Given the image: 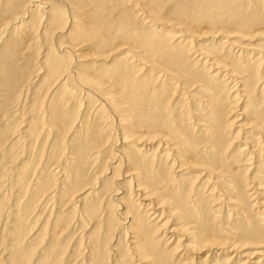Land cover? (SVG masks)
<instances>
[{
    "label": "rangeland",
    "instance_id": "obj_1",
    "mask_svg": "<svg viewBox=\"0 0 264 264\" xmlns=\"http://www.w3.org/2000/svg\"><path fill=\"white\" fill-rule=\"evenodd\" d=\"M69 1L74 6L76 22L69 28L74 29L72 34L62 42L72 44L79 54L77 58L69 56L68 67L77 70L84 82L100 93L98 97L86 96V92L81 91L83 88L74 89L73 81L68 77L64 84L57 82V75L52 74L48 66L49 58H53L55 53L45 40L37 38L38 34L46 31V19L40 24L37 15L30 33L20 29L18 22L9 28L6 23L9 21L3 18L12 20L11 11L5 8V0H0V33L3 37L0 39V58H5L6 50L12 54L16 51L18 66L13 72L20 77L16 99L0 110V264H138L126 226L118 217L122 215L124 206L122 209L117 207L111 196L119 195L118 198L125 200L126 208L132 201L128 204H133L132 208L138 210L137 198L130 196V188L119 190L116 185H127L125 179L130 178L120 175L127 169L133 170L135 176H139L137 172L142 173L139 181H145L149 174L158 178L152 172L155 156L161 157V169L170 171L169 176L181 175L183 178H175L182 197L170 194L168 198L176 212L174 216L179 227L187 231L189 237L178 248L174 249L177 240L171 246H165V239L160 236L163 230L158 229L157 224L154 226L146 216L149 225L153 226L152 234L157 237L158 246L169 249L165 251V258L172 264H201L202 260L204 264L249 263L253 253L260 248L264 250V141L256 139L253 126L247 128L241 124L253 99L238 96L242 87L228 83L223 75L216 77L214 83L190 80L185 71L168 70L172 64L161 63L157 56L168 54L181 66H188V58L197 57L196 50L208 56L236 51L234 59L229 62L249 67L258 75L256 91L259 100L255 105L264 111V22L250 26L253 20L264 19V0H184L187 7L181 6L183 0H90L89 4L87 0ZM139 1L149 11L150 17L140 15L141 12L133 8L134 2ZM22 2L24 5L28 3L27 0ZM208 3L213 5L212 9L206 8ZM121 7L129 11L132 38L120 33L123 29L122 19L118 17ZM30 10L36 13L35 8ZM95 14L102 18L97 27L91 22ZM105 14L109 16L104 17ZM115 19L119 22L113 26L110 21ZM156 21H163L161 23L166 27ZM93 29L96 31L92 33ZM80 30L86 33L77 39ZM141 30L147 34L139 35ZM182 31L187 32L186 39L190 43L183 46L181 56L171 52V47L182 36ZM3 33L7 35L3 36ZM150 35L155 37L159 50L164 53L154 54V57L150 55L147 59V47L142 40L147 41ZM204 61L198 62L199 68H203ZM123 64L134 72L131 76L133 82L131 79L127 84L132 87L121 85L115 78L111 86L105 87L109 89L102 93L105 88L102 89L104 86L101 84L98 88L95 78L109 74L114 67ZM205 70L208 73V68ZM234 72H241L242 77L248 74L241 68ZM201 86L198 98L189 100L187 92ZM4 89L0 83V102L7 98ZM136 97H139L138 102L133 100ZM146 99L149 101L142 105L141 101ZM54 104L68 108V115L74 120L73 136L88 139L100 136L93 142L85 159L86 181L77 190L70 191L68 197L64 187L72 180L70 172L77 170L74 165L76 155L67 144L70 138L59 140L56 131L43 138L39 129L30 131L32 120L38 118L43 121L41 113L39 116V112H31L32 107L41 109L44 105L46 109ZM133 106L136 110L129 111ZM159 109L160 118H166L174 129L173 136L164 129L150 131L144 126H135L150 121ZM145 111L147 114H140ZM114 115H123L129 122L121 124ZM58 125L53 130H58ZM78 129L79 132H75ZM126 133L129 138L125 141L130 142L122 144ZM163 134L168 135L165 139L172 144H175L173 138L179 140L176 145L182 163L210 161L217 156L229 163L230 172L235 173L234 180L227 181L228 173L204 172L197 166L177 172L178 163L170 168L172 157L168 158L164 152L156 155L158 152L154 145L150 146L153 152H147L153 156L150 162L132 161L125 167L120 151L132 159L137 138L145 141L158 135L162 139ZM98 140L102 142L96 143ZM243 141L247 142L250 151L256 152L252 154L253 164L247 160L249 150H241L246 147ZM247 167L251 169L247 170ZM21 170L27 173L24 184L19 183ZM93 190L95 194L86 198ZM79 193V199L84 198V202L78 204L75 196ZM85 201L99 203L96 212L99 218L92 219L91 223L82 219L80 214ZM242 208L245 214H236L235 211ZM145 210L139 212L147 215ZM24 212L27 217L19 220L18 215ZM245 216L248 217L247 227L263 234L253 242L240 230ZM259 241H262V246L257 244ZM203 245L212 247L221 255L211 253L213 257L204 262L208 251L193 254ZM218 247L219 250L215 249ZM93 249L100 250L101 256ZM111 249L116 251L113 258L109 256ZM256 258L264 264L263 256L257 255Z\"/></svg>",
    "mask_w": 264,
    "mask_h": 264
},
{
    "label": "bare ground",
    "instance_id": "obj_2",
    "mask_svg": "<svg viewBox=\"0 0 264 264\" xmlns=\"http://www.w3.org/2000/svg\"><path fill=\"white\" fill-rule=\"evenodd\" d=\"M87 1L89 4L90 0H87ZM27 2H28L27 5L26 4L24 5L22 0H5V6H6L5 8H7L8 11L9 10L11 11V19L12 20L14 19L15 21L14 20L13 21L8 20V18L7 19L3 18V20L9 21V22H6L9 24V28H10V25H12V24L14 25V23L18 22L20 24L19 25L20 29H22V30L24 29V31L27 33L29 30H31V28L33 26L32 23H34V19L37 17V15L39 16V23L40 24L42 23V21L44 19H46V25H44L46 27V31L44 33L41 32L40 34H38L39 36L37 38H40L41 40L42 39L45 40L44 42L49 46V48H52V50L55 53L53 58H51V59L49 58V60H48V66H49L51 73L57 75V77H58L57 82L61 81L64 84L66 82L67 77H68V78L72 79L74 89H77V88L82 89L83 88V90H81V91L86 92L85 93L86 96L92 95L94 97H98V95L100 93L96 90H93L91 87H89L84 82L82 76L79 75L77 70H75L72 66L68 67L69 56H75V58H77V55L79 54L72 44H67V43L65 44L62 42V40L65 37L71 35L72 31L74 30L73 28L69 29L76 22L75 15H74V6L72 5V3H70L69 0H27ZM181 2H182L181 6L187 7L186 5L188 3L186 1L183 0ZM88 4H86V5H88ZM143 5L144 4H142L140 1L134 2L133 8H135V10H137L139 13L141 12L140 15L150 17L151 15H150L149 11L146 10L144 8L145 6L143 7ZM159 6H163V5L160 4ZM123 7H125V6H123ZM123 7L120 8V12L118 14V17H120L122 19V27H123V29L121 30L120 33L124 37L126 36L127 38H132L133 33L130 30L132 21L129 18L130 16L128 14V12H129L128 9L123 8ZM211 7H213V5L211 3H208V6H206V8H211ZM30 8H35L36 13H33L30 10ZM211 9H210V11H211ZM108 16H109V14H105L104 17H108ZM212 17H214V16H212ZM186 19H189V18L187 17ZM210 19H212V18H210ZM101 20H102L101 17H99L97 15L95 17L93 15L91 22L95 27H97L100 24ZM110 22H112L113 26H115L114 24L119 22V20L115 19V21L111 20ZM161 22H163V21H159V22L156 21V23L165 26V24L161 23ZM258 22H264V19H255V20H253V22H250V26L252 24H255ZM8 24H5V25H8ZM19 26H18V28H19ZM28 26L30 29L27 28ZM5 27H3V28H5ZM94 29H97V28H94ZM94 29H93L92 33L96 31V30L94 31ZM0 30H2V29H0ZM182 32H183L182 36L180 35V37H178L179 39L175 43H173V45L171 47V52H176V53L180 54L181 56L183 53V46H188L190 43V41H188L186 39L187 32L186 31H182ZM29 33H30V31H29ZM85 33L86 32H83L80 30L78 32V35H77L78 38L77 39L84 37ZM96 33L98 35V31ZM4 34H6V33H3V36H4ZM143 34H147V32L146 31L143 32V30H141L139 35H143ZM2 38L3 37L1 36V33H0V39H2ZM10 38H11V36H10ZM142 42L147 47V50L145 52V57L147 59L150 58V55H151V57H154V54L164 53L162 50H159V44L153 35L148 36L147 41L142 40ZM7 45H8V43H7ZM196 51H197L198 55H201V57L199 58V56L197 55V57L192 56V57L188 58L189 59V62L187 64L188 66H181V63H177L176 59H173L168 54L157 56V58L163 64H167V63L172 64V65L168 66V70H172V68H176L179 71L187 72V76H186L187 79H190V80L198 79L199 81H203L205 83H214V79H216V77H220L223 75L224 80H226L228 83H236V86L239 85L238 88L242 87L241 90L237 93V95L238 96L241 95L243 97H250V99H253V101H252V103H250V106L247 107V109H246L247 115H246V117H243V119H242L243 122L241 124L245 125L247 128H251L253 126L254 129L252 130V132L254 133L255 137H257L256 139H260L263 142L264 141V111L261 109H257L260 107L256 106L258 104V100H259L257 97L258 94L256 91V84H257V76L258 75L249 67H241L237 63H234V62L230 63L229 62L230 59H234L236 51H233L234 53L232 51H225L223 53L218 52V53L214 54L213 56H208L205 53L198 51V50H196ZM15 54H16V51H13V54H12L9 50H6L5 56H4L5 58L4 59L0 58V83H2V85L5 87L4 92L7 93V98L0 102V110L6 108V106L8 107L12 103V101L14 99H16V96H17L16 92H17V89L19 87L18 85H19L20 77L18 76V74H14V72H13V70L16 69L18 66L15 62ZM117 61L119 62V60H117ZM199 61L200 62L204 61L203 68L198 67ZM115 62H116V60H115ZM173 65H180V66L174 67ZM231 66H232V68H231ZM126 67H127V65H124V64L119 65V66L117 65L116 67H114V69H112L111 73H109V74L106 73L105 75H103L101 77L95 78V81L97 83V87L99 88V86H98L99 84L104 86V87H102V89L109 86V85L111 86L112 81L115 78L118 79L117 81L120 82L121 85H124L126 87H132L131 85H127V84L132 79L131 76L134 75V72L131 70H128V68H126ZM205 68L206 69L208 68V70L210 71V74H209V71H208V73L206 72ZM238 68L244 69L245 71L248 72V74H245L243 77L241 75L242 74L241 72L236 74L234 72V70L238 69ZM61 71L65 72V73H60ZM132 82H133V79H132ZM180 85L181 84H178L177 86H180ZM79 87H81V88H79ZM202 88H203V86H201L198 89L189 90L187 92V94H188L187 98L189 100H196L198 98V94ZM108 89L109 88L103 89L102 93L107 91ZM261 90H262V88H261ZM71 92H73V91H71ZM113 94L115 96H119L118 92H114ZM131 96H132V94H131ZM70 98H71V93H70ZM100 99L103 102H105V99H103L102 97ZM133 100L135 102H138L139 97H136ZM148 101L149 100H147V99L142 100L141 104L144 105ZM247 101L251 102V101H249V99ZM43 106H41V109L32 107L31 112H33V113L39 112L38 115L41 113V117H42L41 119H43V121L41 122L38 118L36 119L37 120L36 121L33 118L34 120H32L33 123L31 124L30 131L33 132L34 130L39 129L42 132V135H44L43 138L46 137L47 133L48 134L51 133V131L57 132V135H56V133H55V135L58 136L59 140H61L62 138L64 140H68L70 138L68 140L67 144L69 145V149L72 150V153L74 155H76L74 165L76 166L75 169H77V170L73 169L74 171L70 172L72 180L68 184V186L64 187V190L67 191L66 196L68 197V194L70 191H74L76 188H78L82 183L84 184V182L86 181V178H85V175H86L85 159L87 157L88 151L91 148L93 142L95 140L99 139L100 136L96 137L94 139H92V138L88 139L87 137H83V136H80V138H76V135L73 136V131H72L74 120L72 117H69V115H68L69 111H67L68 108L61 106L59 104H54L53 106H49L46 109H44ZM38 109H40V110L38 111ZM128 110L133 112L136 110V108H135V106H133V107L129 108ZM70 113L72 114V112H70ZM140 114H142V115L147 114V111L141 112ZM76 115L77 114H75V117H76ZM39 116H37V117H39ZM114 116H115L116 120L118 122H120L121 124H125V123L129 122L127 118L123 117V115H114ZM132 116H134V115H132ZM160 117H161V115H160V109H159L156 112V114H154V116L152 117V119L150 121H148L147 123L143 122V124L135 125V126H144L150 131H160V130L164 129L165 131H167V133H169L171 136H173L174 134H172V133H174V129L169 125V122L166 120V118H160ZM50 120L51 121L55 120V121L51 122ZM55 125L59 126L58 130H53L54 128L57 127ZM250 125H251V127H249ZM96 126H97V124H96ZM79 130L80 129H78L75 132L78 133ZM95 132H96V130H95ZM100 132L102 133V130H100ZM96 134H98V133H96ZM30 136H32V133L30 134ZM101 136H102V134H101ZM166 136H168V135L163 134L162 139H159L158 135H155L153 137L147 138L145 141L142 138H137L136 139L137 141L135 142L136 149H134L132 159L129 156L126 157L122 151L119 152L122 162H124L126 164L125 167L127 166L128 163L131 164L132 161H137L139 163L150 162L153 159V156L151 154H147V152L152 151L153 148H151L150 146L154 145V147H155L154 150L156 152H158V154H156V155H159L162 152H164L163 154H166V156L168 158L172 157L170 168H172L171 166H174V164L178 163L177 167H179V170L177 172L189 171L192 169V167L197 166L200 168L199 170H204V172L205 171L210 172V170H211L212 172H216V173H218V172L228 173V180L227 181L232 182V180H234L235 173L230 172L229 163L226 161H223V159H219L217 156L215 158H211L210 161H199V162L188 161L187 163H182L181 162V156L179 155V150H178L179 148H178V145H176V143H179V140L173 138V140H175V144H172L167 139H165ZM128 138L129 137H127V133H126V137H124V141L122 142V144H126L125 142H130V141H125ZM56 139H57V137H56ZM101 142H102L101 140H98L96 143L100 144ZM243 144H245L246 147L241 149V150L242 151H248L249 150L248 154H247L249 159H247V160L251 161L249 164H253L254 158L252 157L253 156L252 154L255 151H250V147H248L247 142L245 143L243 141ZM249 153H251V154H249ZM173 158H174V160H173ZM231 166H233V165H231ZM139 167H142V166H139ZM139 167H137V168H139ZM250 169L251 168L247 167V170H250ZM23 171H25V170H21L19 173V176H20L19 177V183L20 184L25 183V176L27 173L25 174ZM26 172H27V170H26ZM152 172H154L158 178H153L149 174L146 177L145 181H139V177L141 176L142 173L137 172L139 174V176H135L133 173V170H131V169H127L122 174H120L121 176H124V178H130V179H125L127 185H123V183H122V185L118 184V185H116V187L119 190H121V189L123 190V188H125V187L130 188V190H131L130 196L132 195L133 198H137L135 201H137L136 204L139 207L138 210L132 208L131 205H133V204H128V203H133L132 201L127 203V205H130V207L126 208L125 202H124L125 200L123 201L122 199L118 198V196H119L118 194H116V195H118L117 197L114 195L111 196L112 201H113L112 203H114L117 207L120 206V208H121V206H124L123 209L121 208L122 210H124V211H122V215H118V217L123 220L122 224H124L126 226V230H127L126 233L129 234V236H130L129 242L132 245L131 249L135 251L134 257H137L138 264H172L167 258H165V254H166V252H168L169 249L164 250L163 248H160L158 246V243L156 240L157 237L152 234V227L153 226L151 225V223L149 225V223L147 222V217H149L148 219H150L153 222L154 226H156L155 224H157V228L158 229L161 228V230H163L162 234L160 236H161V239H165V246L166 245L171 246L173 244L172 242H175L177 240L175 245H174V249H175V248L182 246L181 243L184 242L185 240L189 239L187 231H185L184 229L179 227V225H178L179 223L176 221L175 216H174L176 214V212L171 207V203H170V200L168 198V196L170 194L174 195V197H182L181 192L178 190V187H177L175 181L177 178H180V179H183V178L181 177V175L171 177V176H169V174H171L170 171H168L167 169H164V170L161 169V157H159V156H157V157L155 156V164H154V168L152 169ZM83 184H82V186H83ZM261 185H263V184H261ZM84 186H87V185H84ZM258 187H260V185ZM76 192H78V191H76ZM93 194H95L94 190L92 192H89L86 195V198L93 195ZM80 196H81L80 193H79V195L75 196L76 200H77L75 202L78 204L84 202V200H83L84 198L79 199ZM86 204H88V205H86ZM98 204H99L98 202H93L90 204V203H86V201H85V203L80 207V211H81L80 214H81L82 219H84V220L86 219V221H88V223L89 222L91 223V222H93L92 219L99 218V216H98L99 214L96 213L98 210L97 209ZM262 204H264L263 200H262ZM142 209H146L145 212L147 215H145V213L143 214V213L139 212V210L142 211ZM118 210H120V209H118ZM235 212L238 215L240 213L245 214V210L243 208H242V210H237ZM26 215H27L26 212L21 213L18 215V219L22 220V219H24V217H27ZM157 218H159V219L157 220ZM247 218L248 217H246V216L244 217L243 223L240 225V230L247 236V238L250 242H253L254 239H256L258 237H262L263 234H261V233L259 234V231L255 228H248L246 225ZM65 220H66V218H65ZM58 223H59V221H58ZM63 225L61 224V226H63ZM12 226L15 228L18 227L15 225H12ZM169 234H171V236L167 239ZM102 238H104V237H102ZM97 242H98V240H96L95 243H97ZM257 244H260L261 246L263 245L262 241H259ZM219 245H221V244H219ZM215 249L219 250V247L215 248ZM93 251H97V254L99 256H101L100 250H94L93 249ZM207 251H208V253L204 257L205 258L204 262L207 261L212 256L211 253L217 254L216 256L221 255L220 253H217L216 251L214 252L212 247L208 248L206 245H203L200 248H196L194 250L193 254H202V253L207 252ZM115 253H116L115 249H111L109 251L110 258H113V255ZM257 255L264 257V250L260 248L259 250H257V252L253 253V255L249 258V263L244 262L242 264H260L261 260H259V261L255 260V259H257L256 258ZM54 259H56V258H54ZM99 260L102 261L103 259L99 258ZM55 262H57V259L55 260ZM200 262L203 263V260ZM57 263H59V262H57ZM224 263L227 264L228 262H224Z\"/></svg>",
    "mask_w": 264,
    "mask_h": 264
}]
</instances>
